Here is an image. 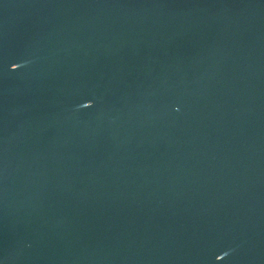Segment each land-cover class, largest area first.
<instances>
[{
    "label": "water",
    "instance_id": "1",
    "mask_svg": "<svg viewBox=\"0 0 264 264\" xmlns=\"http://www.w3.org/2000/svg\"><path fill=\"white\" fill-rule=\"evenodd\" d=\"M0 264H264V0H0Z\"/></svg>",
    "mask_w": 264,
    "mask_h": 264
}]
</instances>
